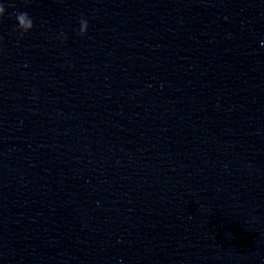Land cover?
Instances as JSON below:
<instances>
[{
  "label": "clouds",
  "instance_id": "obj_1",
  "mask_svg": "<svg viewBox=\"0 0 264 264\" xmlns=\"http://www.w3.org/2000/svg\"><path fill=\"white\" fill-rule=\"evenodd\" d=\"M5 14H6L5 6L3 3H0V21H2ZM15 16H16L17 24L16 27L14 28V31L18 30L19 35L23 37L24 34L30 32L33 29L34 21L27 12H17ZM79 24H80V28L78 34L80 36H85L88 32L87 19H81L79 21Z\"/></svg>",
  "mask_w": 264,
  "mask_h": 264
}]
</instances>
